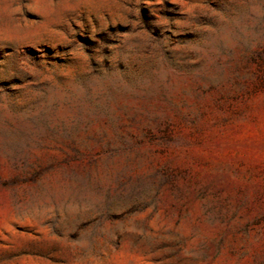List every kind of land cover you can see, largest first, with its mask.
Masks as SVG:
<instances>
[{
  "label": "rangeland",
  "instance_id": "1",
  "mask_svg": "<svg viewBox=\"0 0 264 264\" xmlns=\"http://www.w3.org/2000/svg\"><path fill=\"white\" fill-rule=\"evenodd\" d=\"M0 264H264V0H0Z\"/></svg>",
  "mask_w": 264,
  "mask_h": 264
}]
</instances>
